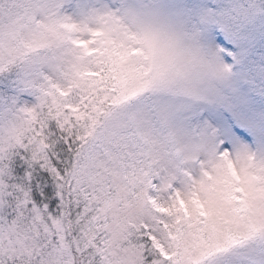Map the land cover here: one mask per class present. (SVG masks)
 <instances>
[{
	"label": "snow or ice",
	"instance_id": "6c2138e0",
	"mask_svg": "<svg viewBox=\"0 0 264 264\" xmlns=\"http://www.w3.org/2000/svg\"><path fill=\"white\" fill-rule=\"evenodd\" d=\"M0 264H264V0H0Z\"/></svg>",
	"mask_w": 264,
	"mask_h": 264
}]
</instances>
